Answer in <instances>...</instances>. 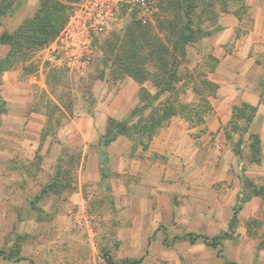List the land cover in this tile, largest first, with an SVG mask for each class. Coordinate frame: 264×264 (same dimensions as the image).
I'll use <instances>...</instances> for the list:
<instances>
[{"label": "rangeland", "instance_id": "1", "mask_svg": "<svg viewBox=\"0 0 264 264\" xmlns=\"http://www.w3.org/2000/svg\"><path fill=\"white\" fill-rule=\"evenodd\" d=\"M21 1L25 3L17 14H27L24 20L37 11L40 0H20L16 9ZM57 1L65 6L67 12L58 34L48 44L32 48L0 83V93L6 97V108L10 110L6 116V128H16L11 133L6 129V140H25L30 145L24 152L29 163L26 173L31 182L26 179L28 183L22 192L28 197L20 200L22 210L27 206L26 213L20 211L7 237L6 210L0 214L5 217L0 220V250L6 252L23 246L20 254L28 258L22 263L10 264H109L105 254L121 259L124 257L120 254L124 251L133 255L129 257L131 260L140 259L139 264H264L263 197L244 200L233 231L228 229L232 206L240 204L247 193H241L240 171L233 162L223 170L231 176L230 179L220 177L219 181L200 191L175 178L171 170L177 163L173 157L141 149L140 144L146 142V138L134 135L131 158L138 159V167H143V170L152 163L157 167L153 176L138 174L136 188L140 198L133 189L134 179L129 167L120 174L127 191L134 195L132 204L138 203L131 217V213L109 206L112 198L102 191L110 187L109 181H95L91 177L90 186H77L84 144L85 156L100 149L107 117L118 121L125 119L132 107L138 104L140 86L151 94L156 91L152 77L138 83L132 76L121 72L118 60H108V54L115 52L121 55L120 46L122 49V46L126 48L129 45L128 36L140 24L152 27L165 42H168L166 36L170 34L158 27V19H165L166 23L171 21L176 26L184 22L198 29L199 36L186 44L184 55L174 51L177 80L154 105L161 106V110L164 105H173L176 114L193 120L208 116L212 109L208 97L214 90L207 81L210 82L214 76L213 69L219 63V58L213 53L211 36L220 30L222 14L231 12L240 19L237 26L240 36L252 28V5L244 0L195 1L191 21H188L179 7L168 4L173 0ZM236 41L222 43L225 54L234 51ZM167 45L172 51L171 43ZM147 67L149 71L156 69L153 61H149ZM221 74L226 76V72ZM144 112L148 114L149 109ZM230 119L226 121L227 136L235 144L239 131L233 129L234 123ZM168 121L165 120L162 126H166ZM236 122L239 126L243 124L241 120ZM40 126V145L32 152L33 145L36 146L33 142L37 141L35 131ZM108 150V145L103 147L104 152ZM39 156L45 158L43 166H48L52 157H59L63 161L62 166L67 159V167L73 172L61 177L63 183L58 196L43 199V206L49 208L43 211L28 206L39 190L35 189L34 180L41 179L43 185L50 179V169L46 174H40ZM240 159L244 160L243 168L249 169L256 185H264V176L258 175L261 169L259 171L250 164L246 168L250 160L245 143ZM161 166L163 169L159 171ZM168 166L170 169L167 171ZM145 178L147 182H142ZM143 204H148L150 213L142 211L140 205ZM134 220L137 238L131 245L122 246L117 236L118 226L128 225ZM225 231L229 235L220 240L217 248L209 246L201 238L190 242L187 236L202 234L213 237ZM18 235L23 238L18 239ZM14 237L18 244L15 247L11 244ZM0 264H6L5 255H0Z\"/></svg>", "mask_w": 264, "mask_h": 264}, {"label": "crops", "instance_id": "2", "mask_svg": "<svg viewBox=\"0 0 264 264\" xmlns=\"http://www.w3.org/2000/svg\"><path fill=\"white\" fill-rule=\"evenodd\" d=\"M244 2L250 6L252 5V10L254 11L252 28L241 34V36L240 34L237 35V26L240 19L234 12H231L222 14L220 30L214 32V35L211 36L214 45L213 53L219 58V63L213 69L214 76L210 78V86H212L214 93L208 97L212 105L208 116L202 115L200 119L193 120L181 114L172 115L169 118L168 124L160 127V130L148 142L146 148H142L140 144L141 149L148 150L152 154L161 156L170 155L173 157L177 163L176 167L171 170L175 173V178L184 180L186 183L200 189V191L206 188V186L213 185L215 181H219L220 177L230 179L231 176L223 170L227 169L226 167L231 162L238 167L240 178L244 175L250 180L253 179L249 169L243 168L244 160L240 159L241 155L234 152V142L227 136L228 128L226 121L232 116L233 106L242 103L256 106L257 111L249 123L247 131L243 129L236 130L239 131L238 137L240 132L243 134L241 148L244 143L248 144L247 137L249 133H256L260 138V161H248L246 168L250 164V166L257 168L259 171L261 169L258 175L264 176V0H244ZM23 3L25 2L21 1L19 7L13 12L0 15V35L6 30L14 29L27 15L22 16L21 14H17ZM234 39L237 40V44L233 49L234 51L225 54L226 51H224L222 43L233 41ZM9 49L8 44L0 42V60L7 56ZM221 53L222 55H220ZM14 67L5 68L0 72V83L6 73H9ZM225 72L226 76L221 74ZM227 75H230V77H227ZM9 111L6 108V97L0 93V214H3L6 210V220L3 219L5 218L4 216H0V220L6 221V237L11 234L20 211L26 213L27 206L22 210V202L20 200L22 197L24 199L28 197L22 190L28 182H31L26 173L29 163L24 152L30 146L29 143L25 140L20 141L19 139H16L14 142L6 140V129H8V133L15 132L16 129L15 126H8L6 128V116L9 114ZM45 120H47V115H45ZM3 121L5 122L4 124ZM41 132L42 126L35 131L37 141L33 142V144L36 143L35 147L32 144V152L38 150V146L40 145L38 139H41ZM104 132L105 128L101 137H103ZM211 143L213 144L212 146L209 145ZM107 145L110 147V150L104 152L103 147ZM131 147H133V141L128 136L118 135L108 144H105L104 141L101 142L100 149L85 156L86 149L84 144V156L79 161L80 167L78 168L77 184L78 188L84 185L90 186L91 177H94L95 181H109L110 187L107 190L101 188L104 195H110L113 200V202H111L112 200L110 201L109 206L114 205L120 212L129 214L137 208L136 205L138 203L132 204L134 195H130V192L127 191L124 179L120 174L126 172V168L129 167V172L134 176H132L134 179L132 183L134 184L133 189L138 198H140V194L137 193L136 188V185L139 183L138 174L142 175V177L153 176L157 167L155 163H152L150 166H145L146 169L144 170L143 167L139 168V160L130 156L132 154ZM206 147L208 148L207 150L205 149ZM38 159L40 174H46L47 170L50 169V179L43 185L41 179L34 180V187L39 190L36 194L34 193V201L29 200L28 206L36 207L43 211V209H49L43 206V199L47 196H50L52 199L58 196L59 192L53 190L47 191L36 199L42 188L56 180L63 183L61 177L64 174L66 176L72 175L73 172L67 167L69 165V160L67 159L64 166L61 165L63 161L57 156L49 158L48 166H43V160L45 161L43 156ZM59 165L61 168H59ZM58 168L61 170V173H58ZM162 169L163 167L161 166V170L159 171H162ZM166 169L168 171L170 169L169 166ZM102 172L104 173L102 174ZM23 179L25 180L23 181ZM26 179L30 181L26 183ZM141 181L147 182L146 178ZM209 182L210 184H208ZM253 183L255 182L253 181ZM75 188L76 186L73 188V191ZM5 198L6 201L4 200ZM143 200L145 201V199ZM140 206H142L144 213H150L151 208L148 207V204ZM131 215L132 213L130 217ZM136 230L137 224L135 220L131 221L128 225L118 226L117 236L120 244L122 246L131 245L137 238L138 232ZM14 240H16V237L11 242L12 246L14 245ZM22 248H19V255L23 258L17 261L6 258V264L26 261L28 258L20 254V249ZM121 250L124 249L121 248ZM120 255L124 258L133 256L131 253L129 254L125 251Z\"/></svg>", "mask_w": 264, "mask_h": 264}, {"label": "trees", "instance_id": "3", "mask_svg": "<svg viewBox=\"0 0 264 264\" xmlns=\"http://www.w3.org/2000/svg\"><path fill=\"white\" fill-rule=\"evenodd\" d=\"M20 0H0V15L9 14L13 12ZM195 1L202 0H173L168 1L170 6H177L182 11V15L191 21V12L194 9ZM67 12L65 6L60 4L57 0H40L37 11L27 18H25L13 31L7 30L0 35V42L8 44L10 49L7 56L0 60V72L3 69H9L15 66L20 59H25L29 51L34 47H40L48 44L60 31L64 21L66 20ZM158 27L163 30H167L170 34L166 36V40L171 43L172 51L157 33L150 28V26L138 25L134 28L133 32L128 36V46L124 48L120 46L121 55L112 52L108 54V60L116 62L121 66V72L132 76L138 83L151 79L155 93L151 94L144 87H139L138 97L139 102L135 105L128 116L122 120H114L113 117H107L105 124V132L103 139L105 144L113 141L118 135H126L132 141L135 138L134 135L146 138V142H141L142 148H146L148 142L156 134L159 127L163 122L169 119L172 115L177 113L176 108L173 105H164L162 110L161 106H155L154 103L163 95L169 91L172 87V82L177 80L176 70V55H184V47L190 41H194L200 34L198 29L191 28L188 24L182 22L174 25L171 21L166 23V20L158 19ZM167 33V32H166ZM238 35V33H237ZM236 35V36H237ZM127 45V44H126ZM175 51V53H174ZM153 61L156 69L149 71L147 63ZM147 62V63H146ZM107 61L104 62L106 64ZM115 65V64H114ZM209 85L210 82L207 81ZM214 86V85H213ZM212 87V86H211ZM148 114H145V110H148ZM257 111L256 106L242 103L235 105L232 108V116L230 122L234 123L233 129H243L247 131L249 123L252 121ZM190 119V118H189ZM200 119V117L198 118ZM234 120V122H233ZM236 120H241L243 124L238 125ZM239 126V127H238ZM242 132H240L237 142L233 145L235 153L241 155V143L243 142ZM248 151L249 160L254 162L260 161V138L256 133L248 134ZM141 140V138H140ZM59 168L60 165H59ZM58 168V169H59ZM103 171V169H102ZM61 173V170H58ZM104 172H102L103 174ZM241 193H246V198H242L240 204L232 207V215L228 221V229L233 231L234 225L237 221V214L241 208V203L244 200L253 196H261L264 198V185L258 186L253 183L252 180L246 176H241ZM62 183L52 181L44 186L41 192L36 196V199L41 197L47 191H60ZM229 233L227 231L208 237L202 234H187L190 242L201 238L203 241L211 247L217 248L220 245V240L227 237ZM23 238L22 235H18V239ZM18 245L14 242V247ZM19 248L10 250H0V255L7 259L14 261L20 260L21 257L18 253ZM107 262L109 264H139L140 259L121 258L114 259L105 254Z\"/></svg>", "mask_w": 264, "mask_h": 264}]
</instances>
